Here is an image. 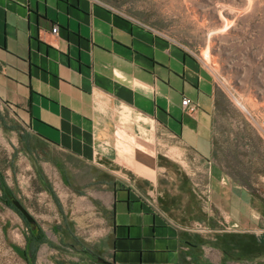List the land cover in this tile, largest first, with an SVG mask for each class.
<instances>
[{
	"label": "crops",
	"instance_id": "1",
	"mask_svg": "<svg viewBox=\"0 0 264 264\" xmlns=\"http://www.w3.org/2000/svg\"><path fill=\"white\" fill-rule=\"evenodd\" d=\"M0 106L25 131L23 151L60 212L51 231L74 264L254 256L264 207L256 215L260 203L232 176L210 69L181 44L100 0H0ZM179 181L240 242L188 228L166 203ZM33 233L50 235L37 219L26 225L28 264Z\"/></svg>",
	"mask_w": 264,
	"mask_h": 264
},
{
	"label": "rangeland",
	"instance_id": "2",
	"mask_svg": "<svg viewBox=\"0 0 264 264\" xmlns=\"http://www.w3.org/2000/svg\"><path fill=\"white\" fill-rule=\"evenodd\" d=\"M181 44L210 69L221 106L219 139L223 152L239 166L233 174L247 184L256 198V215L264 207V0H100ZM25 131L15 116L0 106V197L12 192L34 219L50 234L34 250L35 264H74L75 252L57 247L52 225L60 217L46 183L26 157ZM234 155V156H233ZM166 203L185 220L188 228L205 236L221 234L223 245L232 247L240 238L225 231L223 215L207 206L200 192L189 195L175 182ZM66 200L69 203V198ZM27 222L14 206L0 198V264H28L23 257ZM263 231L255 235V253L231 263L249 264L264 258ZM61 254V255H60ZM79 258L80 255L77 254ZM237 257V258H236Z\"/></svg>",
	"mask_w": 264,
	"mask_h": 264
},
{
	"label": "water",
	"instance_id": "3",
	"mask_svg": "<svg viewBox=\"0 0 264 264\" xmlns=\"http://www.w3.org/2000/svg\"><path fill=\"white\" fill-rule=\"evenodd\" d=\"M11 203L20 212V214L24 217V219L27 222L29 223L35 222V219L31 216V214L28 212L25 206L18 199H13ZM101 261L106 262L103 259Z\"/></svg>",
	"mask_w": 264,
	"mask_h": 264
},
{
	"label": "trees",
	"instance_id": "4",
	"mask_svg": "<svg viewBox=\"0 0 264 264\" xmlns=\"http://www.w3.org/2000/svg\"><path fill=\"white\" fill-rule=\"evenodd\" d=\"M1 190L4 193H6L8 188L5 185L1 184ZM0 198L1 200H3V202H5L6 205L13 206L12 203L9 200H7L4 196H1ZM32 237H33V240L35 241L36 246L40 244L41 242H43V235L41 233H35V234L33 233Z\"/></svg>",
	"mask_w": 264,
	"mask_h": 264
},
{
	"label": "built area",
	"instance_id": "5",
	"mask_svg": "<svg viewBox=\"0 0 264 264\" xmlns=\"http://www.w3.org/2000/svg\"><path fill=\"white\" fill-rule=\"evenodd\" d=\"M57 25H55L53 28H52V33H56L57 32ZM181 104H182V107L186 110H192L195 108V105L194 103L191 101L190 98L188 97H183L182 101H181ZM231 264H238V263H231Z\"/></svg>",
	"mask_w": 264,
	"mask_h": 264
},
{
	"label": "flooded vegetation",
	"instance_id": "6",
	"mask_svg": "<svg viewBox=\"0 0 264 264\" xmlns=\"http://www.w3.org/2000/svg\"><path fill=\"white\" fill-rule=\"evenodd\" d=\"M5 197L7 200H9L10 202L13 200V199H17V197L14 196L13 193H5ZM19 200V199H18ZM20 201V200H19ZM22 203V201H20ZM23 204V203H22ZM96 260V259H95Z\"/></svg>",
	"mask_w": 264,
	"mask_h": 264
}]
</instances>
